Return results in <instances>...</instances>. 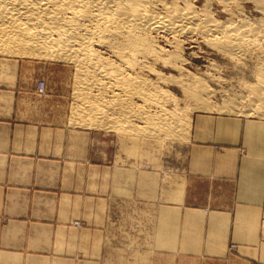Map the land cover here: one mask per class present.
Masks as SVG:
<instances>
[{"label": "bare ground", "instance_id": "bare-ground-1", "mask_svg": "<svg viewBox=\"0 0 264 264\" xmlns=\"http://www.w3.org/2000/svg\"><path fill=\"white\" fill-rule=\"evenodd\" d=\"M189 37L253 77L245 106L215 109L264 116V0H0V52L70 60L77 122L118 129L144 115L136 137L182 138L192 108L212 109L220 65L189 70L180 49Z\"/></svg>", "mask_w": 264, "mask_h": 264}, {"label": "rangeland", "instance_id": "rangeland-1", "mask_svg": "<svg viewBox=\"0 0 264 264\" xmlns=\"http://www.w3.org/2000/svg\"><path fill=\"white\" fill-rule=\"evenodd\" d=\"M201 1L196 0V3ZM220 11L219 6L215 15L222 17L224 13ZM246 11H250L252 20L258 17L251 6L246 8ZM182 40L181 54L186 56L188 62L190 60L189 70L206 72L205 69L210 66L208 63L212 61L220 65L221 70L219 69L217 74L223 77L220 82L212 83L216 91L223 90L215 91L208 98L212 109L192 108L190 116L207 113L239 119L242 127L236 144L241 154L247 153V148H252L250 134L254 128L246 123H257V130L262 127L263 134L258 132V135L264 140V116L255 112L249 115L234 111L220 112L215 108L240 103L245 106L246 97L254 95L250 88H246L249 87L247 84L253 82V77H247L246 80L241 70L215 54L211 48L202 44L200 39V42L190 37ZM197 42L202 45L199 46ZM198 46L205 51L199 52ZM1 57L29 64L32 68L30 72L38 76L35 94L39 98L49 96L55 118L61 120L63 117L70 126L84 129L90 134L88 162L85 172L81 175V186L78 188L90 199L86 203V214L71 223L74 228L72 233L80 238V242L78 239L77 242H72L69 252L65 251L71 258L81 261L93 260L96 264H264V184L259 198L244 197L252 194L251 190L257 187L258 180L261 179L258 174L248 180L245 173L243 176L244 167L250 168L253 163L243 161L240 174L236 179L232 177L231 182L225 183L224 191H215L218 188L212 185L209 194L223 193L225 198L161 197L163 186L170 188L176 182V171L185 170L189 133L182 138L155 135L156 132L147 137H136L133 131L137 128L134 127L144 125V115L131 118L128 123L131 122L135 126L125 128L109 129L106 125L84 126L77 122L79 120L73 113L76 71L73 62L64 58L0 52ZM221 61L224 62L223 65ZM41 81L42 89L39 86ZM188 103L193 104V101L189 100ZM137 117H140L141 121ZM262 147L264 149V144ZM179 178L181 179L180 176ZM252 178L255 179L254 182L251 181ZM199 184L187 181L184 194H190L188 191L192 188L193 194H204L202 191L206 190V184L198 187ZM235 194L237 197H232ZM229 195L231 197L228 198ZM239 195L242 197L238 198ZM252 204H257L256 209L259 210L255 228L238 224L234 218L226 221L220 217L218 220L222 221V226H228L229 229H213L220 224H215L216 216L209 215V212L232 208L234 212L240 213L241 209ZM191 210L205 211V218L202 219ZM143 257L145 262H142Z\"/></svg>", "mask_w": 264, "mask_h": 264}, {"label": "crops", "instance_id": "crops-1", "mask_svg": "<svg viewBox=\"0 0 264 264\" xmlns=\"http://www.w3.org/2000/svg\"><path fill=\"white\" fill-rule=\"evenodd\" d=\"M31 69L16 59L0 58V264H96L65 253L72 242H80L71 223L86 214L90 199L78 189L88 162L90 134L70 126L63 117L55 118L49 96L35 94L38 76ZM246 125L254 128L252 148L241 154L236 144L242 127L239 119L193 114L185 170L176 171V182L170 188L163 186L161 197L225 198L223 193L209 194L212 185L218 188L215 191H224L225 183L238 177L244 161L253 163L244 167L246 180L261 175L252 194L244 197L259 198L264 184L263 128L257 130V123ZM187 181L200 183L198 187L206 184L204 194L197 196L192 188L185 195ZM256 208L252 204L240 213L232 208L213 210L209 215L220 224L213 229H229L220 217L255 228ZM191 211L205 218V211Z\"/></svg>", "mask_w": 264, "mask_h": 264}, {"label": "built area", "instance_id": "built-area-1", "mask_svg": "<svg viewBox=\"0 0 264 264\" xmlns=\"http://www.w3.org/2000/svg\"><path fill=\"white\" fill-rule=\"evenodd\" d=\"M39 86H40V89H42L43 87V82L41 81L40 83H39Z\"/></svg>", "mask_w": 264, "mask_h": 264}]
</instances>
